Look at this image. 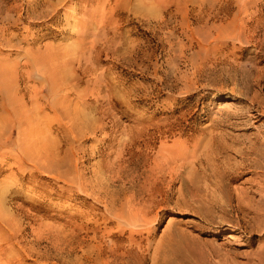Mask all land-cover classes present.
Masks as SVG:
<instances>
[{"label":"rangeland","instance_id":"1","mask_svg":"<svg viewBox=\"0 0 264 264\" xmlns=\"http://www.w3.org/2000/svg\"><path fill=\"white\" fill-rule=\"evenodd\" d=\"M0 264H264V0H0Z\"/></svg>","mask_w":264,"mask_h":264},{"label":"bare ground","instance_id":"2","mask_svg":"<svg viewBox=\"0 0 264 264\" xmlns=\"http://www.w3.org/2000/svg\"><path fill=\"white\" fill-rule=\"evenodd\" d=\"M7 74V73H6ZM13 75V74H12ZM228 98V97H227ZM261 200V199H260ZM262 211V210H261ZM261 213V212H260ZM254 218V217H253ZM263 229V228H262ZM260 230V229H259Z\"/></svg>","mask_w":264,"mask_h":264}]
</instances>
